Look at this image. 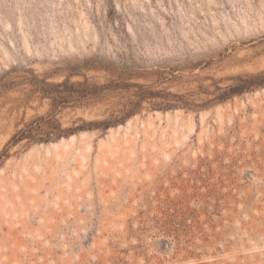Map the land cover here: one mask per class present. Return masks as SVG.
<instances>
[{
  "label": "rangeland",
  "instance_id": "rangeland-1",
  "mask_svg": "<svg viewBox=\"0 0 264 264\" xmlns=\"http://www.w3.org/2000/svg\"><path fill=\"white\" fill-rule=\"evenodd\" d=\"M0 264H264V0H0Z\"/></svg>",
  "mask_w": 264,
  "mask_h": 264
}]
</instances>
